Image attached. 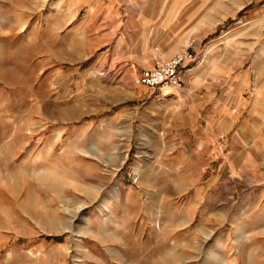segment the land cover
Returning a JSON list of instances; mask_svg holds the SVG:
<instances>
[{
  "label": "rangeland",
  "instance_id": "obj_1",
  "mask_svg": "<svg viewBox=\"0 0 264 264\" xmlns=\"http://www.w3.org/2000/svg\"><path fill=\"white\" fill-rule=\"evenodd\" d=\"M0 264H264V0H0Z\"/></svg>",
  "mask_w": 264,
  "mask_h": 264
},
{
  "label": "built area",
  "instance_id": "obj_2",
  "mask_svg": "<svg viewBox=\"0 0 264 264\" xmlns=\"http://www.w3.org/2000/svg\"><path fill=\"white\" fill-rule=\"evenodd\" d=\"M194 59L195 53L189 45L168 59L156 60L152 68L143 69L136 83L153 88L163 86L182 88L184 83L182 69Z\"/></svg>",
  "mask_w": 264,
  "mask_h": 264
},
{
  "label": "crops",
  "instance_id": "obj_3",
  "mask_svg": "<svg viewBox=\"0 0 264 264\" xmlns=\"http://www.w3.org/2000/svg\"><path fill=\"white\" fill-rule=\"evenodd\" d=\"M156 9H154V11H155ZM138 18H140L141 19V16H138Z\"/></svg>",
  "mask_w": 264,
  "mask_h": 264
}]
</instances>
